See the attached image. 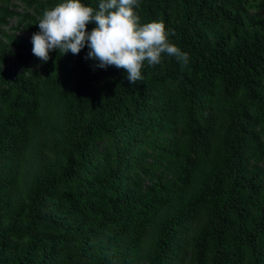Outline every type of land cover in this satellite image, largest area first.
Masks as SVG:
<instances>
[{
	"label": "trees",
	"instance_id": "trees-1",
	"mask_svg": "<svg viewBox=\"0 0 264 264\" xmlns=\"http://www.w3.org/2000/svg\"><path fill=\"white\" fill-rule=\"evenodd\" d=\"M61 2L0 0V264H264V0H139L190 59L136 85L33 55Z\"/></svg>",
	"mask_w": 264,
	"mask_h": 264
},
{
	"label": "clouds",
	"instance_id": "clouds-1",
	"mask_svg": "<svg viewBox=\"0 0 264 264\" xmlns=\"http://www.w3.org/2000/svg\"><path fill=\"white\" fill-rule=\"evenodd\" d=\"M138 7L139 0H99L97 8L86 6L82 0H63L43 12L37 24L39 31L31 37L32 53L46 63L52 51L78 55L87 47L85 59L94 62V69H124L133 85L143 80L145 62L157 66L164 55L186 67L188 53L169 40L175 32L166 31L163 22L142 24L135 11ZM90 24L95 27L88 31Z\"/></svg>",
	"mask_w": 264,
	"mask_h": 264
},
{
	"label": "rangeland",
	"instance_id": "rangeland-1",
	"mask_svg": "<svg viewBox=\"0 0 264 264\" xmlns=\"http://www.w3.org/2000/svg\"><path fill=\"white\" fill-rule=\"evenodd\" d=\"M21 7L19 6V9H20ZM257 14H261V12H256ZM13 24H14V19H12V20H10L9 22H8V24L6 25V27H5V29L4 30H6V31H10V29L8 28V27H11V26H13ZM24 36V35H23ZM7 66V65H6ZM6 66H4V67H6Z\"/></svg>",
	"mask_w": 264,
	"mask_h": 264
}]
</instances>
